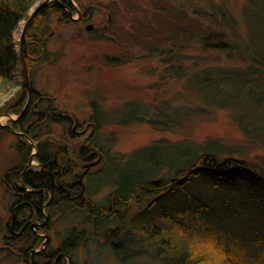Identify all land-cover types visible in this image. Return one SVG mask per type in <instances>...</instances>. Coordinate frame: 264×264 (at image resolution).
Wrapping results in <instances>:
<instances>
[{"label": "trees", "instance_id": "trees-1", "mask_svg": "<svg viewBox=\"0 0 264 264\" xmlns=\"http://www.w3.org/2000/svg\"><path fill=\"white\" fill-rule=\"evenodd\" d=\"M42 1L0 0V91L5 85H20L13 100L0 102V115L18 114L8 123L14 130H21L16 131L18 163L4 176L15 203H21L19 211L23 216L34 215L42 220L48 211L50 216L81 223V227L70 225L66 236L59 241L58 246L68 255L83 244L88 229L115 247L114 237L127 236L130 243H136L142 240L140 234L147 235L160 248L163 261L168 264H264V168L262 163L233 156L242 153L236 150L237 146H225L211 138L200 142L161 138L136 148L129 156L121 155L97 140L103 121L97 111L88 118L93 128L91 134L77 146L58 144L44 138L40 130L34 132L44 116L50 121L57 119L56 122L65 118L53 108L41 109L46 101L34 89L29 94L24 71L19 66L25 60L30 69L50 59L47 40L35 30L38 23L49 17L50 11L62 14L69 21L64 10L65 5L70 6L69 0H52L39 8L24 32L23 60L15 49L13 34L18 23L29 17L35 3ZM246 2L254 7L252 15L256 8L257 11L264 8V0H246L244 9ZM252 18L249 23L257 28V16ZM196 38L203 47L227 51L230 56L236 54L244 64L243 67L192 64L188 83L193 91L209 109L228 110L250 144L264 146L263 35L255 39L249 33L247 39L240 37L232 42L225 40V30L209 29L201 30ZM151 52L160 54L165 48ZM103 59L108 64L123 63L117 56L104 55ZM19 75L21 82L15 83ZM144 106L132 105V108L140 107L143 118L120 112L125 119L119 117L116 123H125L127 119L145 121L155 129L167 130L199 114L204 104ZM3 127L10 130L8 125ZM30 157L38 167L26 169ZM96 159L80 177L85 162ZM130 174L132 177L127 178ZM72 175L82 181L79 196L67 195L56 183V180L68 183ZM101 186L109 189L94 200L92 195L98 194ZM133 209L131 218H127ZM118 247L115 252L121 249ZM119 255L115 258L120 262L127 260L126 255Z\"/></svg>", "mask_w": 264, "mask_h": 264}, {"label": "rangeland", "instance_id": "rangeland-1", "mask_svg": "<svg viewBox=\"0 0 264 264\" xmlns=\"http://www.w3.org/2000/svg\"><path fill=\"white\" fill-rule=\"evenodd\" d=\"M44 1L47 4L52 0ZM245 1L69 0L76 9L68 5L64 7L71 16L69 21L62 14L50 11L49 17L38 23L35 30L39 37L47 40L50 59L30 69L25 64L28 76L26 86L30 95L34 89L46 101L40 106L41 109L53 108L56 112H62L66 119L63 122H56L55 119L54 122L44 116L36 124L34 132L40 130L44 138L58 144L63 142L77 146L92 132V126L86 124L89 123V116L97 111L99 117L103 118L97 140L110 147L113 153L129 156L136 148L161 138H187L198 142L211 138L225 146H237L236 150H242V153L233 156L243 157L255 164L262 163L264 168V146L250 144L229 116L228 110L209 109L193 91L192 84L188 83L194 63L226 67L244 64L236 54L230 56L227 51L210 46L204 48L196 38L201 30H225V40L231 39L232 42L240 40V37L247 39L249 33L255 39L262 35L264 37V8L258 11L256 8V13L252 15L254 7L246 2L247 10L244 9ZM42 2L31 7L29 16ZM88 9L91 11L90 18L78 21L77 16L81 11L86 13ZM252 16H257V28H253L254 23H249ZM26 20L18 23L13 34L16 52L22 60L20 38ZM87 23H92L93 28L86 29ZM160 47H164L165 52H151ZM104 55L120 57L123 63L108 64L103 59ZM19 69L24 71L23 63ZM21 79L19 75L14 82L20 83ZM19 87L18 84L3 86L0 102L13 100ZM141 103L152 107L163 103L172 107L204 106L199 114L187 117L181 126L167 130L155 129L145 121L127 119L125 123H116L119 117L125 119L120 112L143 118V112L139 113L140 107L132 108L133 104ZM17 117L18 114L0 115V264H43L46 262L40 258L39 252L58 247L70 225L81 227V223L72 218L64 221L59 216L46 213L44 221L47 224L40 225L37 233L24 231L16 236V229L13 228L14 233L10 231L13 213L16 220L24 216L17 206L20 202L15 203V196L4 176L18 163V135L3 126L8 125L11 129L8 121ZM34 152L33 149L31 156ZM31 166L36 168L38 163L30 157L26 169ZM127 176L132 177V174ZM98 188V194L92 195L94 200L100 199L109 189L106 186ZM15 206L18 208L15 209ZM134 211H130L127 218H131ZM32 216L31 221L36 219ZM90 232L87 229L83 244L72 249L67 254L69 259L64 257V261L69 260L73 264H168L163 261L160 248L147 235L140 234L142 240L136 243H130L127 236L114 237L116 247L121 246L115 252L116 247L108 240L97 238ZM45 235L47 241L44 242ZM32 245L38 252H29ZM117 253L126 255L124 258L127 260L120 262L118 257L115 258Z\"/></svg>", "mask_w": 264, "mask_h": 264}, {"label": "flooded vegetation", "instance_id": "flooded-vegetation-1", "mask_svg": "<svg viewBox=\"0 0 264 264\" xmlns=\"http://www.w3.org/2000/svg\"><path fill=\"white\" fill-rule=\"evenodd\" d=\"M69 3H70V7L72 9L76 10L75 7H73L74 5L71 2H69ZM65 6H67V5H65ZM90 12H91L90 9L86 10V13L81 11L79 16H77L78 17L77 18L78 21L83 22L85 20H88L90 18V16H91ZM69 17H70L69 20H71V16H69ZM92 28H93V26L90 29H92ZM93 161H95V160H93ZM90 162H92V161H90ZM85 163H87V162H85ZM56 183L58 184V188L64 189L66 191L67 195H71L72 193H76L78 196L81 195V192H82V188H81L82 181L80 182V177L78 179V177H76V175H72V177H71V179H70V181L68 183L67 182L66 183L65 182H60L59 180H56ZM49 197H50V200H52V196L50 195ZM20 204L21 203L17 204V206L19 208L21 206ZM17 206H15V209L18 208ZM44 206L46 207V203H45ZM46 213H48V211L45 212V215H44L43 219L39 220V221H38V219H35V220L31 221L30 219H32L33 217H26V216H24V217L22 216L23 218H21L19 220H16V217H15V215L13 213V216L11 218V223L9 224V229L13 233H14L13 228L16 229L18 231L17 233H15L16 236L17 235H21L24 231L27 232L28 234H32V232L34 233V231L37 233V230H39V228L42 225L45 226L47 224L44 221V219L46 218ZM31 228H34V229H31ZM43 241L44 242L47 241V236L46 235H45ZM30 250H32V251L35 250L36 252H38L36 250V247H34L33 245L29 248V252H31ZM39 253H41V254H39L41 256L40 258H44L43 260H45V262H46V263H43V264H73L72 262L70 263L69 260H68L69 262L67 260L64 261V257L68 258V255H67V253L65 251H63V247H61V246H58V247H56V248H54L52 250H49V251H41ZM36 255L37 254H35V256ZM35 256H33V257H35Z\"/></svg>", "mask_w": 264, "mask_h": 264}, {"label": "water", "instance_id": "water-1", "mask_svg": "<svg viewBox=\"0 0 264 264\" xmlns=\"http://www.w3.org/2000/svg\"><path fill=\"white\" fill-rule=\"evenodd\" d=\"M46 4V1L42 2L39 6H37L35 8V11L31 14V16L28 17V19L26 20V22L24 23V26H23V29H22V34H21V40H20V45L22 44V39L24 37V32H25V28H26V24L27 22L32 18V16L36 13V10L40 7V6H44ZM93 26L92 23H89L85 26L86 29H90L91 27ZM21 53H22V48H21ZM23 68H24V77H25V83L26 85L28 84V76H27V73H26V66H25V63L23 61ZM29 101V100H28ZM14 120V119H13ZM91 125V123H87L86 126H89ZM10 129V128H9ZM11 131H14L15 133H18L16 132L14 129H10ZM91 134V132L87 135L89 136ZM35 150V149H34ZM98 159H96L95 161H92V162H89V163H85V168L83 170V172L80 174V177H82L83 173L92 165H94L96 162H97ZM80 182H81V179H80Z\"/></svg>", "mask_w": 264, "mask_h": 264}]
</instances>
